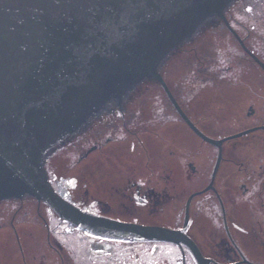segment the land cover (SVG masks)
I'll return each instance as SVG.
<instances>
[{"label": "water", "instance_id": "water-1", "mask_svg": "<svg viewBox=\"0 0 264 264\" xmlns=\"http://www.w3.org/2000/svg\"><path fill=\"white\" fill-rule=\"evenodd\" d=\"M236 1L0 0V202L28 196L92 235L181 244L198 264H209L186 236L193 196L181 231L124 223L88 213L63 199L52 188L45 163L54 149L81 135L91 120L120 108L133 91L131 102L138 101L142 89L157 87L154 84L165 91L187 126L220 150L224 142L251 132L223 141L207 138L182 111L161 74L169 57L213 19L224 24L264 71V63L248 50L225 16ZM228 19L236 29L244 28L239 20L254 19L255 25H264V0L237 1ZM218 30V35H229ZM211 48L215 45L208 33L170 59L163 75L184 65L188 82L202 78L194 64L209 69ZM119 117L115 110L103 120L102 128H120L111 125ZM120 118L124 125L131 122V108ZM93 133L86 141L82 138L68 146L66 153L99 135Z\"/></svg>", "mask_w": 264, "mask_h": 264}, {"label": "flooded vegetation", "instance_id": "flooded-vegetation-1", "mask_svg": "<svg viewBox=\"0 0 264 264\" xmlns=\"http://www.w3.org/2000/svg\"><path fill=\"white\" fill-rule=\"evenodd\" d=\"M219 28L227 33L222 23L213 19L190 42L203 39L208 33L219 36V30L215 31ZM207 41L208 36L205 38V42ZM188 46L185 43L172 56L187 51ZM262 74L264 75L258 73L257 77L260 78ZM254 84L256 88H251V93L258 97L260 92L264 93V89L260 82L256 81ZM171 92L179 102L175 92ZM133 93L134 91L123 101L120 108L114 107L110 112H103L91 120L83 129L81 137L77 136L64 146L57 147L47 158L48 180L61 197L62 194L54 185L55 178L50 173L49 161L82 138L86 141L93 131L94 135L100 134L102 124L105 123L103 120H108V116L115 110L120 117H125L129 112ZM165 102L167 111L164 116L169 115L171 120L165 121L163 114L161 121L158 117L152 119L151 123L147 122L149 128L145 130V134L152 136V139L161 135V139H157L162 140L167 147H154L152 144L148 148L143 142L146 156L143 170L138 172L125 168L99 176L100 160L93 161L91 158L99 145L84 152L83 141L77 145L81 146V153L72 150L63 156L71 161L63 177L64 181L69 180L72 185L79 186L86 181L83 178L84 173H93L91 179L94 177L92 180L96 184L95 192L87 197L94 203L95 211L85 210L81 205L63 198L80 209L104 218L132 223L125 218L141 215L148 220H155L153 223L149 222L151 224L157 223L161 225L156 226L181 231L186 221L188 199L195 195L189 206L186 236L195 244L202 257L209 264H264V105L258 108L248 106L247 112H239L238 115L232 114L237 110L231 111V121L238 125H247L248 128L244 131L253 130L234 139L244 140L242 145L228 148L229 143L234 141L231 140L225 142L220 150L203 142L189 130L193 136V139L189 138L190 145L194 148L189 147V154L185 155L188 149H182L180 144L188 138L181 137L179 128L185 124L166 96ZM181 107L204 135L215 141L226 138L219 135L212 137L205 130L217 128V123L214 122L216 120L212 117L215 109L210 110L212 114L197 111L189 113L184 106ZM168 123L175 125L172 133L165 129L171 128L167 127ZM254 134L260 136L254 138V143H249V139L245 138ZM115 141L111 138L106 142L111 144ZM260 145H263L261 150L258 149ZM245 151L247 152L244 153ZM96 154L98 156L99 153ZM239 160L242 161L238 162ZM91 161L94 168L86 169L85 164H91ZM76 169L75 175H68ZM186 194L188 198L183 207L181 201H184ZM83 197L85 198L84 195ZM171 223L176 224L173 227L168 226ZM0 264L198 263L192 252L181 244L127 241L92 235L59 218L43 202L24 196L21 199L0 202Z\"/></svg>", "mask_w": 264, "mask_h": 264}, {"label": "rangeland", "instance_id": "rangeland-1", "mask_svg": "<svg viewBox=\"0 0 264 264\" xmlns=\"http://www.w3.org/2000/svg\"><path fill=\"white\" fill-rule=\"evenodd\" d=\"M239 22L244 28L237 29V32L245 38L247 41L246 45H248L260 59H264V25H255L254 19L239 20ZM212 38L215 48H211L210 51L214 62L208 60L209 69H204V64H194L202 75V78L188 82L184 65L163 75V77L170 89L175 92L179 101L189 113L197 111L212 114L210 113V110L212 108L215 109L212 117L214 116L216 120L214 122L217 123V128L205 130L210 132L209 134L212 137H217L219 135L220 137L227 138L238 134L239 132H243L248 128L247 125H238L235 121H231V111L237 110L232 114L238 115L239 112H247L246 110L248 109V106H257L258 108L264 105L263 92H260L258 97L253 96L251 93V88H256L254 87V82L256 81L260 82L261 88L264 89V75L262 74L260 78L257 77L258 73L264 72L247 58L236 42L233 41L231 36H215L212 34ZM142 91L143 95H137L138 101L130 102L132 112L131 122L124 125L120 117L116 118L111 121V125L120 124V128H102L101 135H97L82 146L84 152H87L91 148L105 143L104 141L106 139L112 138L113 140H116L112 144L102 146L95 151L96 153H99L98 156L94 153L91 157L93 161L96 159L100 160L99 170L102 172L101 174H99L100 172H97L99 176L109 175L113 170H122L125 168H131L138 172L143 170L146 162L145 152L142 147L143 142L148 148L152 144L154 147L157 145L158 147L161 146V148L163 146L167 147L162 140L157 139H161V135L156 139H152L150 138L152 136L145 134V130L149 128L147 122L151 123L152 119H157V117L159 121L163 120V116L167 111L165 96L159 87L142 89ZM240 95L244 96L240 97ZM164 117L165 121L171 120L169 115ZM173 122L175 123V121ZM168 124L167 127L171 128L165 129L172 133V127H175V125L173 123ZM179 128L181 137L188 138L186 142L180 144V147L184 150L189 147L194 148V146L190 145L189 141V138L193 139L190 131L182 125H180ZM258 136H260V134H254L245 139H249V143H254V138ZM196 141L198 142V140ZM196 141L194 142V145ZM242 142H244V140L231 141L228 148L242 145ZM261 147L263 148V145H260L258 149L261 150ZM189 149L184 153L185 155L189 154ZM258 149L255 153H257ZM203 150L205 149L203 148ZM73 152H77L78 154L81 153V147ZM246 152L247 151L244 153ZM65 154L66 149L60 151L49 161L48 167H50L51 175L55 178L54 180L56 184H54L56 189L61 194H64L65 198L68 200L81 205L83 209L95 211L94 209L96 207L94 203L91 200L89 201L87 197V195H92L93 192H95L96 184L92 180L94 177L91 179L93 173H84L83 178L86 181L81 182L79 186L72 185V182L69 183V180L64 181L63 176L66 174V168L71 163V161L66 160L65 157H63ZM241 161L242 160H239L238 162ZM84 167L86 169L94 168L92 161L91 164L86 163ZM76 171L77 169L75 171H70L68 175H75L74 172ZM66 186L67 188H65ZM187 198L188 194H186L184 201H181L182 206L187 201ZM125 219L142 225H161L157 223L151 224L155 222V220H148L141 215L126 217ZM175 224L176 223H171L168 224V226L170 225L173 227ZM179 225H181V223H179Z\"/></svg>", "mask_w": 264, "mask_h": 264}, {"label": "snow or ice", "instance_id": "snow-or-ice-1", "mask_svg": "<svg viewBox=\"0 0 264 264\" xmlns=\"http://www.w3.org/2000/svg\"><path fill=\"white\" fill-rule=\"evenodd\" d=\"M97 239H100L99 237H97Z\"/></svg>", "mask_w": 264, "mask_h": 264}, {"label": "trees", "instance_id": "trees-1", "mask_svg": "<svg viewBox=\"0 0 264 264\" xmlns=\"http://www.w3.org/2000/svg\"><path fill=\"white\" fill-rule=\"evenodd\" d=\"M247 42V41H246ZM250 60V59H249ZM251 61V60H250ZM255 65V64H254ZM256 66V65H255Z\"/></svg>", "mask_w": 264, "mask_h": 264}]
</instances>
